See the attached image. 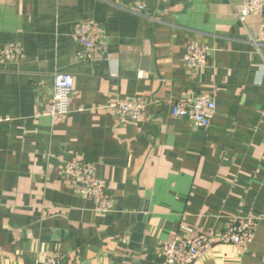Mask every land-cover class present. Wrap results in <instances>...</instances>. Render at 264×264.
Returning <instances> with one entry per match:
<instances>
[{
	"label": "crops",
	"instance_id": "1",
	"mask_svg": "<svg viewBox=\"0 0 264 264\" xmlns=\"http://www.w3.org/2000/svg\"><path fill=\"white\" fill-rule=\"evenodd\" d=\"M242 0H0V264H167L175 234L220 233L257 218L246 249L216 243L190 264H264V47L260 17ZM145 4L143 13L134 7ZM84 19L104 30L97 61L76 59ZM189 44L210 48L202 71L183 62ZM73 76L70 113L45 114L54 74ZM209 93V127L173 115L174 103ZM142 98L126 125L109 104ZM88 161L113 197L111 211L76 191L65 173Z\"/></svg>",
	"mask_w": 264,
	"mask_h": 264
},
{
	"label": "built area",
	"instance_id": "2",
	"mask_svg": "<svg viewBox=\"0 0 264 264\" xmlns=\"http://www.w3.org/2000/svg\"><path fill=\"white\" fill-rule=\"evenodd\" d=\"M167 2L169 0H161ZM147 10L145 4L134 7L139 13ZM250 16L260 17L258 32L251 37L252 44L258 51L264 47V0H242L237 17L240 21ZM77 40L81 50L76 59L97 61L103 53L101 41L104 30L100 23L92 19H84L77 29ZM210 48L195 44L185 47L184 64L195 71H202L208 65ZM21 43H9L0 49V60L11 62L20 61L23 57ZM74 93L73 76L65 72L54 74L52 97L45 114L54 125L63 122L70 113L72 96ZM148 104L144 99H116L109 104L126 125L141 122L146 117ZM217 113V103L209 93L195 95L188 93L187 97L174 103L173 115L177 118H187L198 127H209ZM65 173L71 184L80 194L94 199L97 210L105 213L113 207V197L107 191L106 182L96 174V166L88 161L70 162L66 165ZM259 221L254 217H247L225 227L220 233H193L183 236L175 234L161 246L162 254L167 264H190L197 260L206 250L216 243L232 244L246 250L255 239ZM62 254L58 251L45 256L36 264H60Z\"/></svg>",
	"mask_w": 264,
	"mask_h": 264
}]
</instances>
